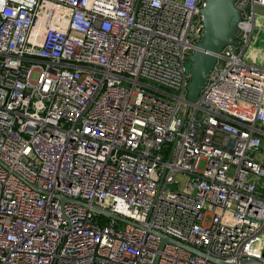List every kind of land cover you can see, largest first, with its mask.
<instances>
[{
  "label": "built area",
  "instance_id": "2783aa9c",
  "mask_svg": "<svg viewBox=\"0 0 264 264\" xmlns=\"http://www.w3.org/2000/svg\"><path fill=\"white\" fill-rule=\"evenodd\" d=\"M204 6L0 0V264H264V0L186 116Z\"/></svg>",
  "mask_w": 264,
  "mask_h": 264
},
{
  "label": "water",
  "instance_id": "95a60500",
  "mask_svg": "<svg viewBox=\"0 0 264 264\" xmlns=\"http://www.w3.org/2000/svg\"><path fill=\"white\" fill-rule=\"evenodd\" d=\"M205 32L202 40L197 44V49L187 57L190 63V83L187 87V110L186 116L191 106L195 105L207 86L213 70L218 61V55L229 45L239 46V29L242 21V11L237 7V0H205V6L201 9ZM186 119V118H185ZM62 203L72 202L82 206L86 203L73 198H61ZM91 209L98 215L114 220L118 223L137 225L133 221L111 213L102 208L92 206ZM161 238L160 250L166 244H174L180 248L188 250L198 256L205 257V254L186 243L174 238H169L164 234L153 232ZM160 256L157 255L153 264L159 263ZM217 264L224 262L210 258ZM243 264H263L260 261H245Z\"/></svg>",
  "mask_w": 264,
  "mask_h": 264
},
{
  "label": "rangeland",
  "instance_id": "374dc122",
  "mask_svg": "<svg viewBox=\"0 0 264 264\" xmlns=\"http://www.w3.org/2000/svg\"><path fill=\"white\" fill-rule=\"evenodd\" d=\"M258 12L262 15H264V9L263 8H258ZM264 32H261L259 35V42L256 43L253 48L250 51V58L252 59V54L256 55V62L263 63L264 64ZM259 53L260 55H263V57L261 58V60L259 59ZM264 66V65H262ZM187 67L188 69H190V63H187ZM202 168L204 167V163L201 166Z\"/></svg>",
  "mask_w": 264,
  "mask_h": 264
},
{
  "label": "trees",
  "instance_id": "16d2710c",
  "mask_svg": "<svg viewBox=\"0 0 264 264\" xmlns=\"http://www.w3.org/2000/svg\"><path fill=\"white\" fill-rule=\"evenodd\" d=\"M101 218V222L102 223H105V222H107L108 220L106 219V218H104V217H100Z\"/></svg>",
  "mask_w": 264,
  "mask_h": 264
}]
</instances>
